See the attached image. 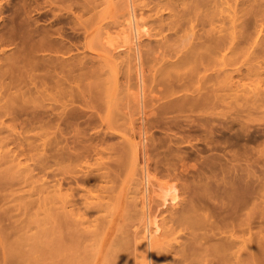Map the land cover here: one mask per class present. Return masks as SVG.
<instances>
[{"label":"bare ground","instance_id":"6f19581e","mask_svg":"<svg viewBox=\"0 0 264 264\" xmlns=\"http://www.w3.org/2000/svg\"><path fill=\"white\" fill-rule=\"evenodd\" d=\"M133 1L135 0L123 1L126 3L125 11H127L126 14L127 18L125 17L126 18L125 24L127 23L126 25L128 26L130 32V43H129L130 46H128L127 54H125L126 53L125 51L127 50H124L125 53L123 52L124 53L123 55L125 57V58L123 57V59H126V61H125V69L122 72V74H120L122 75L121 76L122 80L120 79L121 81L119 82L118 79L121 78L120 75H118L119 72H116L115 69L112 68L113 67L112 65L114 64L113 60L115 55L113 54L110 55L111 53L109 52L110 54H108L107 52L106 54H108L109 57L106 58L111 60L112 74L109 75L108 72L104 73L105 75L103 74V76L102 73L100 74V70L102 71L104 70L106 72V70L102 66L104 62V59L102 58L101 59L103 62L101 64H98L97 66L91 65V62H89L90 66H88L89 64L86 62H82L81 64H79L80 65L79 71L83 70L82 72H80V74H82V76H80L81 78L77 79L79 76L75 78L72 77L73 75L71 76L73 79L68 77V80L71 79L74 82V84L75 82H77L76 85L78 86V88L76 87V85L74 86L77 88V90L74 89V91H71V93L70 92L67 93L66 91L65 92L59 91L58 97L61 96L63 98L61 100L58 99V101L59 100L62 101V103L60 102L61 109L59 113L56 112V116H55L53 110H50V108L52 107V106L50 107V105L49 106L45 105V108L43 105L42 106L43 109L40 108L42 111L39 114L43 115L42 117H46L48 119L52 118V120L54 119V117H56L57 119V122L56 119L54 120L56 124L54 129L52 128V126L50 127L47 125V122L52 120L50 119L47 121L45 119L47 121L45 124L46 130L42 131V133L44 132L43 134H41L43 138H41L40 136V138L43 140L42 141L43 145L42 144L41 145L42 147L49 144L51 147L52 146L56 147L55 145L58 146L57 149L55 148L54 150L52 149L53 152L52 151L49 152L48 150H50L51 148L48 149L47 147L46 148L44 147L45 149L42 148L43 151L41 152L45 153V150L48 149L46 151V153L47 152L48 153L45 154L54 160L55 165L56 164L58 166H60L61 164L63 166L67 165L65 167H68L69 169L68 171H66L65 169L63 170V168L60 169V171L62 170L60 175L61 178H59L60 180L57 182L53 180L56 183L53 184L52 190L50 189L51 192L49 191L46 192L45 193L46 195L40 200L41 204L39 203L38 210H40L43 214V217L37 221L38 223L40 222V227H39L40 229L36 231L35 234L32 235V237L19 235L17 239H15L12 249L9 250L8 253L10 257L15 258V263L13 264H98V259L102 252L104 253L100 264H128V260H129L128 258H130L131 255L134 257L133 254H131L130 256L128 255L129 247L132 244L131 245L129 244L130 239L127 232L122 230L123 222L120 221L121 225L115 224L117 225V227L115 228L112 238L108 240L106 235L110 231L114 223V220H116L115 218L118 214V211L120 210L122 204V197L124 193L122 190L119 194H117L116 192L117 195H116V201H114L116 202V204L114 205V211L113 213H110V216H108L106 214L107 212L106 213L103 212H105L106 210L108 211V209L111 207V206L109 207L108 202L109 199L111 200L112 196H110L109 190L104 191V188L107 189L106 187L107 185L105 184L106 186L104 185L102 186V184L100 185L99 183L109 178L108 173L110 167L111 169L112 167L115 168L114 170L117 169L118 172V169L120 170V168H122L121 166H123L122 163L124 159H130L132 161H135L137 147L138 149H141L142 147V150L140 151L142 153L143 158L146 157L145 156L147 154L145 150L146 145L143 146L145 139L142 137L143 133L142 135H140V140L138 141V143L130 142L129 140L125 139L122 135H120L126 141L123 140L124 142L121 145H119L118 147L114 145V147L112 148L110 146V143L108 147L107 142L105 143L107 146H103L102 142H104L105 139L102 138L101 140L99 139L98 141H102L100 142L101 144L98 145L99 144L98 143L97 145H93V148H91L92 152L95 154V156L93 157H95L97 161V162L95 161L93 162L97 163V166H99V167L96 166L97 168H95L94 170L90 168L91 163L90 164L88 163V160L91 158L92 155L90 156V158L89 156L88 158H86L87 156L84 155L86 154L89 148L85 146L87 145V143L84 144L83 146L78 145V143H80L78 140V137H80L79 135H84L83 133L84 126L86 129V127L90 126V123H92L93 121L95 122L96 119H99V121L105 126V129L103 130L104 133L102 132L103 135L106 134V137L108 136L110 140L115 136L116 132L114 131V124L115 122H117L116 118L117 119L120 118L113 117V115L112 116L110 115L111 110H109V107L111 109V105H110L111 102L119 101V99L123 98L122 96L125 97L126 101L131 99L135 100L136 101L135 106L139 112L138 114L141 115L139 119H145L146 117L153 115L154 118L152 120L150 119L151 122L152 121L154 122L152 124L159 122L161 117H163L162 119H164L165 116H167V114L170 115V112L173 113L178 112L180 114L182 112L188 111L191 114L195 113L192 115H187V114L183 115L182 113V116L179 117L181 119L177 117L178 114L176 113L177 115L171 119L172 122H174L173 124L176 126L177 131L178 129L183 130L181 126V120H183V122H186L185 125L186 127L197 126L204 128V131L208 133L209 137L211 138V135H213L215 132V130H213L215 128V127L213 128L214 123L212 125V122L216 120V117L218 116V113L216 112V108L219 107V105L222 102L235 104V101L238 99L237 92L239 89L237 90V84L235 82L236 79L234 80L235 77L233 76L234 75L233 73L235 72L233 68V59L235 58V55L239 54L240 52L245 53L247 51L246 44L248 43L250 44L251 40H253L251 39L253 38L252 36L257 34L256 33L257 30L256 31L254 30L255 34L254 31L252 32L253 35L251 34L252 30H250V28L246 26V25L249 26V23L246 24V22H248L247 19L249 17L251 18V16L253 17V19L254 17L255 18L257 17L256 19H258L259 17L258 21L264 20V0H254L253 2L251 1V4L249 3V0H246L249 6L247 5L248 7L245 6L243 8L242 6L239 7L240 3H238V0H145L147 2L142 0L145 2L144 4L145 7L147 6L149 8L148 9L149 12L150 13L152 12L151 14L155 16L154 20L156 22L154 21V24L155 23L157 24V25L155 24L157 28L155 33L153 34L150 33V31H149L150 34L145 32L146 28H143L142 30H138L140 27L138 28L136 25L137 24L136 21L138 19L135 21V17H134L135 8ZM246 1L244 0L243 2L245 3ZM241 5L244 4L241 2ZM253 5H256V7L255 8L250 7ZM165 10L168 11V15L166 17H164L162 14ZM245 20L246 22H244ZM258 21H256V23ZM255 25L257 26V24ZM257 28H259V26ZM141 31L143 32L142 36L146 34L148 35V37L153 36L154 39V41L152 42L151 40L150 41L148 40L149 42L147 41L148 43L151 42L150 43L151 46L149 45V48H147L148 46H146L147 50L144 49V51H142L141 49L144 46L140 48L139 45V34L142 33ZM261 31L262 29H259V33L256 35V38L259 37ZM125 37L126 36L124 35V38ZM261 42L259 43L261 44ZM124 43L125 41L123 42V45ZM242 44H245L246 47ZM262 44L264 45V43ZM123 47L124 46L121 45L113 48L114 50H116L117 56H119L118 54L122 53ZM243 49H245V52L243 51ZM130 50L131 53H129ZM260 52L263 53L262 50H260ZM242 53H240V55H244ZM246 53H248V51ZM101 59L99 60V63ZM144 61L150 65L145 64ZM108 63L109 62L105 61L104 65L105 64L107 65ZM73 64L75 65V63ZM121 65H123V63ZM59 66L60 65H58V68ZM64 66H62L64 70L68 68L67 66L66 68ZM108 67L105 66L106 69H108ZM114 67H116V65ZM59 69L61 70L62 68L60 67ZM69 69L73 71L76 68L74 69V67L71 66V68ZM68 71L66 72L68 73ZM70 73L71 72H69V74ZM130 73H133L132 79L135 80L134 83L135 92L132 94H129L131 93L130 92L131 89H133L132 87H129V83H128L130 82L129 80L131 79ZM254 74L255 73H253V75ZM117 75L119 76V78ZM66 78L67 77H65V79ZM60 81L63 80L60 79ZM121 83H123L122 86H124L125 83L128 86L125 85L126 87L124 86L125 89H123L124 87L121 88ZM118 87H120L121 90L122 89L124 90V91L122 90L124 93L120 92L122 98L119 96ZM104 94L105 97H107V102L105 104L102 103L105 101H103V97H101L104 96ZM47 96H49V94ZM43 98L45 99L46 97ZM101 98H102V102H100ZM241 98H243L242 100L245 101V103L249 105L253 104V106L255 103L261 102L260 105H258L259 103L255 105H258L260 108H262L261 104L262 105L264 104V89L263 90L259 89V91L257 90L255 92L253 90L250 91L244 90L243 93L241 94ZM78 99H80V102L82 103L84 109H78V108L73 109L74 108L73 107L69 109L67 108L66 110L67 107L66 103L68 102V100L71 101L72 103ZM120 102L121 100L119 101V104ZM236 103L238 104L237 101ZM239 104L241 103L239 102ZM121 105H123V103ZM238 106L240 107V105ZM46 107L47 108L50 107V108L47 109ZM229 107H231V105ZM117 108H119V110L122 111L119 106ZM52 109L54 108L52 107ZM114 110L115 109H113V112ZM87 111L89 112L87 113ZM41 115L39 116L41 117ZM79 123L81 124L84 123L83 128L79 127ZM162 123L164 124V122ZM96 124H97V120H96ZM49 128L50 129L52 128L53 130L50 131ZM5 129H7V126ZM42 129L44 130V127H42ZM39 133H41V131ZM52 134H54L53 136L54 138H52ZM87 134L89 135L90 133ZM8 135L12 136V134L11 135L8 134ZM175 135L177 134L175 133ZM50 136L53 140V143L54 141L57 140L55 142V145L54 144L51 145ZM0 137L2 138V136ZM228 137L226 139H228ZM178 138L180 139V141L179 139L174 138L175 142L176 140L182 142L181 140L183 139H181L180 137ZM81 139L82 138H80V140ZM83 140L85 139L83 138ZM94 140L96 139L94 138ZM82 142L84 143L85 141ZM260 142L262 144V141ZM24 143L26 144V142ZM7 144L5 141V146ZM28 144L29 143H27V145ZM245 146L243 145L244 148L240 153H236L231 150L230 154L228 155L227 153L228 150H227V152H225L224 155L227 154L228 157H226L227 159L225 160V162L222 160L223 163L226 165L222 167L221 163L219 162L221 165L220 167L222 168L221 169L218 168V173H216L217 170L214 169L217 165L216 164L214 167L216 159L207 160L205 162V165L204 163L202 164L206 166L207 169H204V171L202 170L203 172H199L198 175L203 178L204 176H207L208 173L210 175L209 177L214 179L213 182L216 183L209 182L204 177L205 181L212 183V185L214 184V191H215V194L213 191L214 196L213 194H211L212 191H210L205 187L206 182L205 184H203L204 187L202 188H199L201 186H198L197 188L196 187L193 188L194 185L192 188L190 187V191L188 190L189 193L187 194L188 195L187 197L189 199L186 200V202H184L185 200L183 201L184 204L180 209H173V212H170V216L168 217L169 219L167 222V224L168 223L169 224L167 225L166 230L163 231L164 233L159 235L160 238L155 235L156 232L158 231V226H156L154 217L153 219H150V216L148 214L149 212L148 211L149 207L147 206L148 200L146 197L147 194H145L146 189L144 188L146 184L145 182H147V175L144 166L145 163H143L142 166L140 165L143 171V180H142V187L140 189L141 205L140 204L139 205L141 206V210H142L141 212L144 217L143 219L144 233L142 235L143 237L142 246L144 249L137 256L135 255L137 259L141 258L140 264H264V234H263L264 233L263 232L264 231L263 230L264 228L263 227L264 226V177H263L264 150L263 149L264 148L263 149L260 148L262 150L259 149L257 150L254 147L253 150H257V151H252L249 148L248 149L245 148ZM7 148L9 147L7 146ZM31 148H34V146H32ZM200 149L195 148V152L198 155L200 153ZM178 150L180 151V149ZM30 151L31 150H29V152ZM9 152L10 150H7L6 153L9 154ZM20 152L19 154H21ZM182 152L180 153L182 154ZM113 153L115 155H113ZM19 154H17L18 157ZM45 154L43 156L50 159ZM107 154H112L115 157H113L112 155H111L112 157H110V155L106 156ZM181 156L184 157L183 154ZM8 157H9L8 159H10V156ZM104 157L105 159L113 158L114 162L113 160L111 161L110 159H108L107 161L110 160L111 163L109 162L104 163L103 162V160H105ZM1 158L2 156H0V159ZM3 158H7V156ZM16 158L17 157H15V159ZM11 160L12 159H10L9 162L12 163ZM13 163H15V161ZM49 163L51 164V161ZM5 164H9V163L5 162ZM17 164L19 163L16 162V165ZM132 164H134V162ZM168 166L170 167V165ZM198 166L199 165H197V167ZM76 167L78 168L76 169ZM56 168H61V167H56ZM253 169H255V171ZM11 170L12 168L10 170L8 169L9 171V172L7 171L8 176ZM48 172H50V170ZM78 173L80 175H78ZM54 178L55 177H53V179ZM113 179L115 178L113 177ZM0 181L2 183L1 179ZM85 183H87L88 187L82 185L84 186L83 190L81 191L82 193H78V191L81 190L82 188L81 189L79 188V190L75 189L76 191L75 192L73 190L74 188L71 187L72 185H75L77 187L80 184H85ZM110 183L114 185V183L116 182L114 183L110 182ZM209 183L207 185H209ZM2 184H0V187L2 186ZM65 186L67 187L65 188ZM47 187L49 188L48 185ZM212 187L210 189H212ZM205 188L209 193L205 194L207 192V191L205 192ZM92 191L93 193L94 191H96V193L92 194ZM112 191L114 190L112 189L110 193H112ZM163 191H164L163 195L158 194L159 198L161 199V203L159 204L164 205L165 201L167 200H169V203L173 204L176 201V197H177L175 195L176 193H174L175 190L173 186L165 187ZM105 192H107L108 194L107 196L103 194ZM203 195L205 197L208 195L209 197L207 196V198H205ZM254 198H256V200ZM134 204L132 206L135 207L138 203H136V205ZM126 206L128 205H125V209L123 208L124 213L122 214V221L124 217H126V215L129 213ZM110 209H112V207ZM92 212L98 214L101 213L102 216L106 214L107 216L106 217L104 216L105 218L102 217L100 214H99L100 216L97 215L98 217L94 216L95 222L98 220L100 222L91 224L90 221L86 220V218H88L86 216H88V214L92 215ZM254 219H259L258 229L259 228L261 229L260 231L258 230L259 232L258 235L256 234L257 235L256 241H254L252 235L253 232L251 231L253 227L252 223ZM92 233L93 235L91 236ZM94 233L96 234L95 236ZM91 237H93L94 239L92 238L93 240H91ZM180 239H182L184 242L180 243L181 242ZM178 240L180 241L178 242ZM135 257L133 259H135ZM133 259L130 260L133 261ZM137 259H135V261H137ZM138 262H135L134 264H138Z\"/></svg>","mask_w":264,"mask_h":264},{"label":"rangeland","instance_id":"374dc122","mask_svg":"<svg viewBox=\"0 0 264 264\" xmlns=\"http://www.w3.org/2000/svg\"><path fill=\"white\" fill-rule=\"evenodd\" d=\"M123 1L125 0H108V1L107 0H0V127H1L0 136H2V138L0 137L1 138L0 139V156H2V158L0 159L1 160L0 161V179L2 180V183L5 184L3 185L0 181V184L4 186V187L1 186L2 188L0 187V196H1L0 198H2L3 196V198L0 199V264L15 263V258L10 257L8 253H9V250L12 249L15 239H17L19 235L32 237V235H34L35 232L40 229L39 228L40 222L39 223L37 222L43 217L42 212L38 210L40 200L46 195L45 194L46 192L48 191L51 192L53 184L60 180L59 178H61L60 175L62 171V170L60 171V169L63 168V170L65 169L66 171H68L69 169L68 167H65L67 165L63 166L61 164L60 166H58L56 164L57 165L56 166L54 160L50 158L48 155H46L48 153V152L46 153V151L49 148H51L50 150H48L49 152H51L52 149L54 150V148L55 149L58 148V146L55 145V142L57 140L54 141V143L52 140V138H54L53 137L54 134H52V138L50 136L51 141L50 140L49 141L51 145L54 144L56 147H53V146L51 147L50 144L42 147L43 140L41 138L43 137L41 136V134L44 133V132L42 133V131L46 130L45 124L48 120L50 119L52 120V118L48 119L46 117H42L43 115L39 114L42 111L40 108L43 109L42 107L43 105H44V108H45V105L46 106L50 105V107L52 106L54 109H52V107L51 108L48 107V108H50V110H53L55 116H56V112L59 113L61 109L60 106L62 103V101L60 100L63 99L61 96H60L61 98L58 97L59 91L60 92L66 91L67 93L68 92L71 93V91H74V89L77 90L78 88V86L76 85L77 82H75L74 84V82L71 79L68 80V77L77 78L79 76L77 79L81 78L80 76H82V74H80V72H82L83 70L79 71V68H80L79 64H81L82 62L88 63L89 64V65L87 64L88 66H90L89 62H91V65L97 66L98 64H101L103 62L102 59H104L102 66L106 70V72L104 70L103 71L100 70V74L102 73V76L104 73H107V72L109 75L112 74L111 73L112 68L115 69L116 72H119L118 75L122 74V72L125 69L126 59H123L124 57L123 54L125 52H126L125 54H127L128 46H130L129 44L130 43V32H129L128 26L126 25L127 23L125 24V19L127 18V15H126L127 11H125L126 3ZM144 1L142 0L133 1L134 8H135V11H134L135 21L138 19L136 21L137 22L136 25L138 28L140 27L138 30H142L143 28H146L145 32L149 33L150 31V33L153 34L155 33L156 28H157L156 26L157 24L156 23H155L156 25L154 24L155 16L151 14L152 12L151 13L149 12L148 10L149 8L147 6L145 7L144 4L147 1L145 2ZM243 1L238 0V3H240L239 7L242 6L243 8L248 5V2L246 0H245L247 2V3L245 2L246 5ZM251 1L253 2L254 0H249L250 4H251ZM241 2L244 5H241ZM140 3H142L143 5ZM250 7L255 8L256 5H253ZM162 14L164 17H166L168 15V11L165 10ZM256 18L254 17L255 19L254 20L253 17L251 16V18L249 17L247 19L248 22H246V20L244 22H246V24L249 23V26L248 25L246 26L249 27L250 30H252L251 34L254 30L255 31L257 30L256 33L258 34L259 29H262L261 33L259 34V37L256 38L257 34L254 36H252L253 35L252 34L251 36L253 38L251 39L253 40L250 39L251 42L249 41L250 42V44L248 43L249 46L248 44H246L247 46L246 47L245 44H242L247 48L246 50L248 51V53H246L247 51L245 52V49H243L245 53H242V52L240 53L244 55H240L239 53L235 55V58L233 59V68L235 70V72L233 73L234 74L233 76L235 77L234 80L236 79L235 82L237 84V90L239 89L237 92L238 99L236 100L238 104L236 103V101H235L236 105L233 103L229 104V103L222 102L221 103L222 105L220 104L219 107L216 108V112L218 113V116L216 117V120L212 122V125L214 123L213 128L214 127L215 128L213 130H215V132L213 135H211V138L209 137L208 133L204 131V128L197 127V126L186 127L185 126L186 122H183V120H181V126L183 128V130L181 129L182 132L179 129L177 131V128L173 124L174 122H172L171 118L175 117L177 114H178L177 117L179 118L180 116H182V113L183 115L195 114V113L191 114L188 111L182 112L180 114L178 112H176L177 114L170 112V115L169 114H167V116L163 115L168 120L165 118L162 119L163 117H161L159 122L155 124H152L154 123L153 121L151 122V120L154 118L153 115L146 117L145 119L147 121L145 119H139L141 115L138 114L139 112L135 106L136 101L132 99L126 101L124 96H122L123 98L121 97L120 92L124 93L123 89H125L126 87L125 85H127L126 83L124 84L125 87L122 86L123 83H121V88L124 87L122 89L123 91L120 89V87H118L119 96L122 98V99H119V101L121 100L120 104H119V101L117 102L114 101L110 103L111 109L109 107V110L113 112V109H115L113 113L110 111V115L111 116L113 115V117L120 118V119L116 118L117 122H115L114 124V131L116 133H115V136L111 138V140L110 138H108V136L106 137V134L103 135L104 133L103 130L105 129V126L99 121V119H96L97 124L95 120V122L93 121L92 122L93 124L90 123V126L86 127V129H85L84 123H82L83 125L79 123V127L83 128L84 126L83 128L84 135H79L80 137H78V140L82 145L80 143H78V145L83 146L84 144L87 143V145L85 146L89 147L88 148L89 151L87 150V152L90 154L86 152V154L84 155L87 156L86 158H88V156L90 158V156L92 155L91 158L89 159L90 161L91 160L92 161L90 162L88 160V163L89 164L91 163L92 167L90 166V168L92 170L99 167L97 166V163L93 162V161L95 162L97 161H96V158L93 157L95 156V154L92 152V149H91L93 148V145H97L98 143H99L98 145L101 144L100 142L102 141H98L99 139L101 140L102 138L106 140L102 142L103 146L108 145L109 147V143H110V146L112 148L114 147V145L116 147L121 145L124 141H126L125 139L133 143H138V141L140 140V135H142V133H143L142 137L145 138L143 146L146 145L145 146V150L147 153L145 155L146 157L143 158L142 156V153L140 151L142 150V147L141 149H138L137 147L135 161H132L130 159H124L122 163L123 166H121L122 168H120L121 172L118 169L119 173L117 172V169L114 170L115 168L112 167L113 169L112 170L110 167L111 171L109 169V173H108L110 180L108 178V179H105L106 182L103 181L99 183L100 185L102 184V186L107 185L106 186L107 189L104 188V191L109 190L111 192L112 189L115 191V192L112 191V193L108 191L110 196H112L111 200L109 199V202H108L109 207L111 206L112 209H110L111 207L110 208L108 207L110 210L108 209V211L106 210L105 212H103V213L107 212L106 214L108 216H110V213H113L114 211V205L116 204V202L114 201H116V195L119 194L121 190L124 193L122 197V204H121L120 210L118 211V214L115 218L116 220H114V223L110 231L106 235H107L108 240L112 238L117 225L118 224L121 225V222H123L122 230L127 232V234L129 235V239H130L129 244L130 245L132 244L130 246L131 248L129 247V253H128L129 256L133 254L135 257V255L137 256L144 249L142 246V238H143L142 235L144 233L143 231L144 230L143 229L144 228V220H143L144 217L142 215V212H141L142 210L140 206L141 205L140 189L142 187V180H143V171H142L141 166L143 165V163H145L144 166H145L146 175H147V182H145L146 184L144 188L146 189L145 194H147L146 197L148 200L147 201V206L149 207L148 214L150 216V219H153L154 217L156 226H158V231H157L158 233L156 232L155 235L160 238L159 235L164 233L163 231L166 230V227L169 224V223L167 224V222L169 219L168 217L170 216V212H173V209H180L182 205L184 204V202H186V200L189 199L187 197L188 196L187 194L190 191V187L192 188L194 185L193 188L195 187L197 188L198 186H201L199 188H202L204 187L203 184H205L206 182L205 187L209 189L210 191H212L211 194H213L214 184L212 185V183H209V182H213L214 179L210 178L209 177L210 175L208 173H207V176H204V177L209 182L205 181L204 177L202 178L198 175L199 172H203L204 169H207L206 166H204L207 160L216 159L214 167L216 164L217 165L214 169L217 170L216 173H218V168L221 169L224 165H226L223 163V161L225 162V160L227 159L226 157H228L231 150L236 153H240L242 149L244 148L243 145L244 146L247 145L248 147L245 146V148L247 149L249 148L252 151H257L258 149L262 150L264 148L263 146L264 145V107H263L264 104L263 105L261 104L262 108H260L258 105H260L261 102H257L259 104L255 105L257 104L255 103L253 106V104L249 105L245 103V101L242 100L243 98H241V94L243 93L244 90L245 91L253 90L255 92L257 90L259 91V89L260 90L264 89V82H263L264 81L263 80L264 79V73H263L264 72V50H263L264 45L262 44L264 42H261V41H264V22H263L264 20L262 21L259 20L260 21L259 23L258 21L259 17L258 19ZM256 21L258 22L256 23ZM255 24H257V26ZM258 26L259 28H257ZM254 28H257V29H254ZM255 31H254V34H255ZM142 34L143 32L139 34V45H140V48L144 46L143 48H141L142 51H144V49H146V46H148L147 48H149L150 43L154 41V39H153V36L148 37V35L146 34L142 36ZM124 35L127 37V39L126 37L124 38ZM148 40L149 41L151 40V42L148 43L149 42ZM124 41L125 43L123 45ZM259 42H261V44ZM120 44L124 47L122 48V53L118 54L119 56L121 55L119 57L116 54L117 53L116 50H114L113 48H115L116 46H121ZM124 50H127V51L124 52ZM260 50H262L263 53L260 52ZM107 52L108 54L111 53L110 55L112 54L115 55L114 60H113L114 64L116 65L118 69L120 68L119 70H122V71H119L116 67H114L115 65L111 64V60L106 58V57H109V55L106 54ZM129 53H131V50L129 51ZM115 57H118V58H115ZM100 59L101 61L99 63ZM105 61L109 63L107 65L106 64L104 65ZM73 63H75V65ZM122 63L123 65H121ZM144 63L147 64L145 61ZM58 65H60L59 68L60 67L62 68L61 70L58 68ZM64 65H66L68 68H66V66ZM70 65L74 67V69L76 68L75 69L76 71L75 70L71 71V69H69L71 68ZM147 65H150V64H147ZM62 66L66 68L65 69L66 71L69 70L68 73L64 70ZM77 66H78V69H77ZM105 66L107 67L109 66L108 69H106ZM107 70H109L110 72ZM257 71L260 73H258ZM69 72L71 73L69 74ZM253 73L255 74L253 75ZM130 75H131L130 76L131 79L129 80L130 82L128 83H129V87H132L133 89H131L130 91L131 93L129 94H132L135 92L134 90L135 80L132 79L133 73H130ZM121 76L122 75H120V77ZM65 77L67 78L65 79ZM60 79L63 81H60ZM120 79L122 80V77L118 79L119 82L121 81ZM80 83H83V82H80ZM75 85L77 88L74 87ZM239 87L240 88L242 87L243 89L241 88L240 90ZM55 90H58V91H55ZM48 94L49 96H47ZM43 97H46L45 98L46 100ZM101 97H103V101L105 102H102V98L100 99V102L105 104L107 102V97H105V94L104 96H101ZM58 99L60 100L58 101ZM239 102L241 104H239ZM70 103L71 101L68 100V102L66 103L67 104L66 110L67 108L69 109L73 107H74L73 109L75 108L84 109L82 103L80 102V99L72 102L71 104ZM122 103L123 105H121ZM112 105H114L115 107ZM230 105L231 107H229ZM238 105H240V107ZM118 106L120 107L122 111H120L119 108H117ZM36 111L38 114L36 113ZM88 112L89 111H87V113ZM114 114L117 116H115ZM39 115H41V117ZM55 119L56 117H54L52 121L47 122V125L50 127L52 126L53 129L56 126L55 121H54ZM148 119L149 120L151 119L150 122ZM56 122H57V119H56ZM162 122H164V124ZM99 124L100 126L101 125L102 126L100 127ZM201 124H204V123H201ZM6 126H7V129H5ZM42 127H44V130L42 129ZM52 128L51 129L49 128L50 131L53 130ZM175 129L177 132L175 131ZM97 130L99 131V133ZM119 130H120V133H119ZM40 131L41 133H39ZM96 131L98 135L96 134ZM6 132L7 133L9 132L8 134L10 135L12 134V136H9ZM174 132L177 135H175ZM87 133H90V134L88 135ZM120 135H122L125 139L122 138ZM176 136L183 139L181 140L182 142H179L180 139ZM25 137L29 142L25 139ZM173 137L175 139H179V141L176 140L175 142ZM227 137L229 140L226 139ZM80 138L82 139L80 140ZM83 138L85 140H83ZM94 138L96 140H94ZM8 140L10 141V143ZM5 141H6V144L8 143L6 146H5ZM82 141H85V142L83 143ZM260 141H262V144ZM13 142L16 144H14ZM24 142H26V144ZM106 142L108 143L107 145L105 144ZM177 142L179 143V145ZM17 143L19 146L17 145ZM27 143H29L31 146L29 144L27 145ZM183 143L185 144V147ZM188 144H190L191 146ZM58 145H61V144H58ZM7 146L9 148H7ZM32 146H34V148H31ZM141 146H142V143H141ZM44 147L48 148L45 150L46 154L44 152H41L43 151L42 148ZM194 147L198 149L201 148L200 153H199L200 156L195 152ZM254 147L257 150H253ZM6 149L10 150L9 154L6 153L7 152ZM178 149H180V151ZM17 150H18V153H17ZM29 150L31 151L29 152ZM34 150H35V153H34ZM19 152L21 154H19ZM180 152H182L184 157L181 156L182 154ZM225 152H227L228 155L227 154L224 155ZM17 154H19V157ZM22 154H24L25 156ZM44 154L48 156L50 159L43 156ZM109 155L110 157H112L115 154L114 153L113 155L107 154L106 156H109ZM175 155H178V156H175ZM6 156L7 158H3ZM8 156H10V159H12L11 160L12 163L9 162L10 159H8L9 158ZM15 157L17 158L15 159ZM222 157L225 159H223ZM2 159H3V162H2ZM108 159H110L111 161L113 160V158L112 159L108 158ZM108 159L106 158L105 160H103V162L111 163L110 160L107 161ZM14 161L15 163H13ZM50 161H51V164L49 163ZM5 162L9 164H5ZM16 162L19 164L16 165ZM133 162L134 164H132ZM219 162L221 163L222 167H220L221 165ZM44 163L46 166L44 165ZM203 163L204 165H202ZM168 165H170V167ZM197 165L199 166L197 167ZM56 167H61V168H56ZM11 168L12 170L10 171L9 176H8L7 175L9 172L8 169L10 170ZM77 168L78 167H76V169ZM49 170L50 172H48ZM253 170L255 171V169ZM111 172H113L114 174ZM194 172L196 173V175ZM2 174L4 177L2 176ZM78 175L80 174L78 173ZM53 177L55 178L53 179ZM113 177L116 180L113 179ZM53 180H55L56 182ZM110 182H113V183L116 182V183H114L113 185ZM208 183L209 185H207ZM213 183H216V182H213ZM47 185L49 186V188L47 187ZM80 185L77 187L75 185H72L71 187L74 188L73 189L74 191L75 189L79 190V188L80 189L82 188L79 191L77 190L78 193H82L81 191L83 190L84 186H87V183L80 184ZM108 186H111V187H108ZM170 186H173L175 190L174 193H176L175 195L177 196L176 201L173 204H171L169 203V200H167L165 201L164 205L159 204L161 203V199L159 198L158 194L163 195L164 188L170 187ZM210 186L211 187L213 186L212 189H210L211 188ZM66 187L67 186H65V188ZM43 188H45L46 190ZM206 188H205V192L207 191ZM205 192H202V193H205ZM95 193L96 191H94V193L92 191V194H95ZM105 193L103 194L107 196L108 195L107 192ZM207 193L209 192L207 191L205 194ZM214 194H215V191H214ZM207 196L206 197L204 196V197L207 198ZM254 199L256 200V198ZM125 202L129 204H126ZM136 203L138 204L136 205ZM133 204L136 206L135 207L132 206ZM125 205H128L126 207L129 213L126 215V217H124L122 221V214L124 213ZM93 213L94 212H92V215L88 214V216H86L88 217L86 218V220L90 221L91 224H95L97 222L99 223L100 222L99 220L95 222V217L97 215L100 216L101 213H99L100 215L98 213H94V214ZM106 214L104 215L105 217L107 216ZM254 220L252 223L253 227L251 231L253 232L252 235H253L254 241H256V237L259 233L258 230L260 231L261 229L260 228L258 229L259 219H254ZM254 232H255V235H254ZM92 235L93 233L91 234V236ZM95 235L96 234L94 233V236ZM93 237H91V240L95 238ZM180 240H181L180 243L184 242L182 239ZM180 240H178V242ZM131 252H134V253H131ZM103 253L104 252H102L101 255L99 256L98 264H100L102 260ZM131 256L130 258H128L129 259L128 264L129 262L130 264H132V262L134 264L135 262H138V261H139L138 264L141 263L140 262L141 258L137 259L135 257V259H137V261H135V259H133L134 257L133 256L131 257ZM130 259H133V261Z\"/></svg>","mask_w":264,"mask_h":264}]
</instances>
